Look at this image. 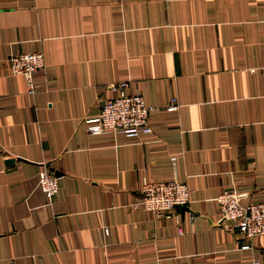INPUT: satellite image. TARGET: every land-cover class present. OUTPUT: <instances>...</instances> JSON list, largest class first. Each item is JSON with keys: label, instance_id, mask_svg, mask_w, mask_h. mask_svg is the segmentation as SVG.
Returning <instances> with one entry per match:
<instances>
[{"label": "crops", "instance_id": "1", "mask_svg": "<svg viewBox=\"0 0 264 264\" xmlns=\"http://www.w3.org/2000/svg\"><path fill=\"white\" fill-rule=\"evenodd\" d=\"M33 49L50 80L31 93L8 57ZM121 79L156 106L153 131L89 133ZM144 178L191 199L132 208ZM230 186L264 198V0H0V264H264V233L220 222Z\"/></svg>", "mask_w": 264, "mask_h": 264}, {"label": "built area", "instance_id": "2", "mask_svg": "<svg viewBox=\"0 0 264 264\" xmlns=\"http://www.w3.org/2000/svg\"><path fill=\"white\" fill-rule=\"evenodd\" d=\"M8 61L13 72L23 75L27 91L31 93L41 85L34 77L36 71L43 70L44 78L50 80L45 73L47 62L43 50L17 51L9 55ZM129 86L130 79L110 83L113 95L104 101L97 113L84 117L89 133L123 131L127 134H136L153 131L150 114L156 106L147 102L141 91L129 90ZM167 106L170 109L178 108L176 95L172 96ZM38 173L39 185L45 192L47 202L52 203L59 190V176L47 164H43ZM191 192V187L182 179L144 178L141 197L131 201L130 205L132 208L142 206L156 215H165L172 212L176 206L188 203ZM216 198L220 205V222L224 227L236 228L247 239L264 233V198L242 203L239 199V190L235 186L227 187ZM182 229V223H179V232ZM252 263L258 264V259L253 257Z\"/></svg>", "mask_w": 264, "mask_h": 264}, {"label": "water", "instance_id": "3", "mask_svg": "<svg viewBox=\"0 0 264 264\" xmlns=\"http://www.w3.org/2000/svg\"><path fill=\"white\" fill-rule=\"evenodd\" d=\"M8 159H12V157L11 156H8L7 157ZM53 168V167H52ZM54 169V171H55V173H57V174H59V169H57V168H53ZM182 205H184V204H182Z\"/></svg>", "mask_w": 264, "mask_h": 264}]
</instances>
